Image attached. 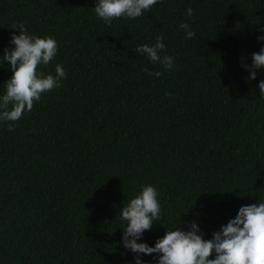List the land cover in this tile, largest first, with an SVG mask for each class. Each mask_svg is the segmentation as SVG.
Wrapping results in <instances>:
<instances>
[{"label": "trees", "instance_id": "trees-1", "mask_svg": "<svg viewBox=\"0 0 264 264\" xmlns=\"http://www.w3.org/2000/svg\"><path fill=\"white\" fill-rule=\"evenodd\" d=\"M96 3L0 0V97L14 25L56 40L38 71L66 72L15 131L0 122V264H135L120 210L145 185L157 189L162 220L137 243L153 247L191 221L212 239L240 207L264 202V69L249 80L241 66L264 47V0H158L111 25ZM161 35L172 71L134 50Z\"/></svg>", "mask_w": 264, "mask_h": 264}, {"label": "clouds", "instance_id": "clouds-1", "mask_svg": "<svg viewBox=\"0 0 264 264\" xmlns=\"http://www.w3.org/2000/svg\"><path fill=\"white\" fill-rule=\"evenodd\" d=\"M158 0H97L93 11L108 25L114 19H136L149 11ZM189 17L194 15L191 7L186 10ZM187 39L195 38V32L186 22L179 24ZM20 35L11 36L15 47L5 49L4 61L12 70V77L5 82V94L0 97V122L7 123L8 131H15V123L25 112H31L34 103L41 95L61 86L66 77L63 66H55V75H45L38 71L47 66L57 55V42L52 37L29 35L23 24L13 26ZM264 31V29H261ZM257 39L264 42V36ZM166 45L164 37L157 36L154 45H140L134 50L139 56L146 57L153 64L159 63L167 71L175 68L173 57L163 54ZM252 63L242 62L249 73V80H255L257 70L264 69V47L259 53L251 54ZM145 72L149 76L160 77V71ZM260 97L264 98V80L258 84ZM158 192L152 185L143 186L135 198L127 201L120 210L124 222L121 243L126 250L134 253L135 264H145L141 255L157 257V264H264V202L240 207L234 219L213 233L212 239H204L196 221L188 222V231L166 230L158 238L154 247L147 243H137L145 231L151 230L153 222L162 220ZM215 254V258H210Z\"/></svg>", "mask_w": 264, "mask_h": 264}]
</instances>
